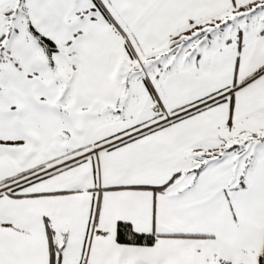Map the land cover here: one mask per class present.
<instances>
[{"label":"snow or ice","instance_id":"obj_1","mask_svg":"<svg viewBox=\"0 0 264 264\" xmlns=\"http://www.w3.org/2000/svg\"><path fill=\"white\" fill-rule=\"evenodd\" d=\"M0 264H264V0H0Z\"/></svg>","mask_w":264,"mask_h":264}]
</instances>
